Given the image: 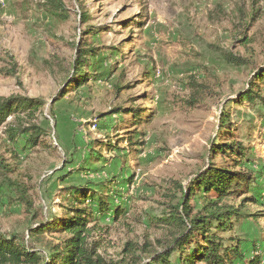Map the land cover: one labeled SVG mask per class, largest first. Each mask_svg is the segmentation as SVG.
Listing matches in <instances>:
<instances>
[{
  "label": "rangeland",
  "instance_id": "rangeland-1",
  "mask_svg": "<svg viewBox=\"0 0 264 264\" xmlns=\"http://www.w3.org/2000/svg\"><path fill=\"white\" fill-rule=\"evenodd\" d=\"M53 4L60 18L48 13ZM89 43L100 51L78 87V49ZM263 67L264 0H0V96L44 103L0 126V233L29 244L38 220L64 218L67 189L94 184L125 209L118 219L94 209L98 252L107 262H147L170 244L149 220L170 214L211 163L225 165L217 147L237 141L253 150L243 167L258 180L225 202L254 195L259 204L246 207L259 216L234 218L218 234L226 245L239 242L247 259L264 260V83L256 102H237ZM192 77L208 87L196 106ZM130 107L142 109V122L133 123ZM33 125L43 129L37 146L23 134L13 140L15 129ZM202 201L192 199L193 214L204 212Z\"/></svg>",
  "mask_w": 264,
  "mask_h": 264
},
{
  "label": "trees",
  "instance_id": "trees-1",
  "mask_svg": "<svg viewBox=\"0 0 264 264\" xmlns=\"http://www.w3.org/2000/svg\"><path fill=\"white\" fill-rule=\"evenodd\" d=\"M47 10L52 16L60 18L62 15L57 5L53 4ZM82 17L86 20V15ZM89 34L95 35L96 31L92 30ZM99 51V47L92 43L78 49L74 67L76 76L80 79L76 82V86L79 87L88 80L89 76L85 71L87 68L84 66L90 64V57L97 56ZM228 60L235 64L240 62L234 57H229ZM73 81L74 79L71 82ZM258 82L264 83V67L256 73L251 88L242 93L237 102L241 103L244 100L250 103L256 102L255 87ZM191 87L193 92L189 103L196 106L204 98L208 87L198 83L194 77L191 78ZM260 99L264 105V97L260 96ZM43 105L41 99L20 95L0 96V126L6 123L10 116L18 119L24 113L31 115ZM125 111H129V115L133 116L134 124L144 120L141 108L130 107ZM117 113H121V110ZM227 124H230L228 120H223L224 128ZM21 134L26 135L27 144L37 146L40 143L43 129L35 125L15 129L12 135L13 140ZM101 146H105L109 151L119 148L118 145L111 143H104ZM217 148L221 157L228 156V162L225 165L211 163L193 182L188 184L185 191H182V196L172 207L170 214L161 218L152 217L149 220L153 227L169 233L170 244H165L162 252L152 253L147 262L136 255L138 261H129L125 264H172V255L176 251L180 252L179 264H243L246 260L248 264H264L260 254L247 259L239 242L236 245H226L218 234L228 227L232 228L234 218L238 221L249 218L257 219L259 216L247 211L246 207L248 202L259 204L258 197L254 195L243 198L237 206L228 205L225 202L257 182V175L243 167L244 162H250V152L253 150L249 151V147L237 141L225 143ZM212 150L215 152V148ZM239 166L243 169L238 170ZM98 192L94 184L74 185L67 189L66 194H69L71 199L69 203L60 204L65 214L64 218L52 223L38 220V225L29 227V244L21 242L14 234L0 233V264H123V261L107 262L98 252L95 233L101 225L100 217L95 215L94 209L96 208L100 215L113 211V219H118L121 214L125 213V209L119 205L112 206L113 203L109 201L108 195H101ZM212 192L215 193L213 198L209 197ZM197 196L203 199L204 212L193 214L192 199ZM20 199L29 205L28 207L32 206L27 199L24 200L22 197ZM54 234L66 236L60 242H55L50 237ZM43 250L48 255L43 253Z\"/></svg>",
  "mask_w": 264,
  "mask_h": 264
}]
</instances>
